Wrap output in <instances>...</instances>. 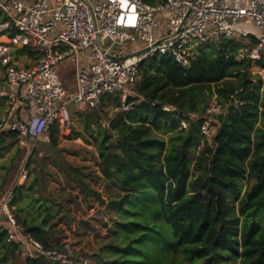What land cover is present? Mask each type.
<instances>
[{"label": "trees", "instance_id": "trees-1", "mask_svg": "<svg viewBox=\"0 0 264 264\" xmlns=\"http://www.w3.org/2000/svg\"><path fill=\"white\" fill-rule=\"evenodd\" d=\"M255 42L253 36L204 42L187 66L154 56L140 65L135 95L102 100L100 111L107 103L121 109L108 125L98 109L82 115L102 177L120 191L101 199L69 165L84 194L95 195L110 214L104 227L112 226L95 255L99 264H264V53L256 63L238 57ZM255 66L263 73H254ZM213 100L225 110L205 137L201 126ZM59 134L54 125L53 146ZM8 139L15 141L16 133H0V156ZM35 187L38 178L14 187L13 212L25 233L60 247L52 237L54 209L62 206L51 202L53 196L36 195ZM7 225L0 227V264H66L43 257L20 261Z\"/></svg>", "mask_w": 264, "mask_h": 264}, {"label": "built area", "instance_id": "built-area-1", "mask_svg": "<svg viewBox=\"0 0 264 264\" xmlns=\"http://www.w3.org/2000/svg\"><path fill=\"white\" fill-rule=\"evenodd\" d=\"M0 13L38 54L29 66L6 69L9 88L3 96L12 106L24 104L33 111L23 118L0 120V133H16L21 147L49 139L54 125L69 127L72 106L82 114L100 108L106 97L126 101L127 91L140 77V65L154 56L187 66L204 42L251 36L256 42L248 43L238 57L256 63L264 53V0H165L157 5L143 0H0ZM66 61L76 68L75 89L70 92L59 73ZM129 109L124 105L123 110ZM224 110L218 101L210 103L201 126L205 137L215 132L213 117ZM188 125L182 122L183 128ZM21 178H27L25 171ZM12 199L10 194L1 201L0 227L8 224L7 239L19 246L23 258L90 264L70 241L49 248L25 233Z\"/></svg>", "mask_w": 264, "mask_h": 264}, {"label": "rangeland", "instance_id": "rangeland-1", "mask_svg": "<svg viewBox=\"0 0 264 264\" xmlns=\"http://www.w3.org/2000/svg\"><path fill=\"white\" fill-rule=\"evenodd\" d=\"M73 67L65 63L59 70L67 92L71 91L76 75ZM253 72L263 73L257 66L253 68ZM127 94L135 95L133 88ZM98 110L97 115L101 117L104 125H108L110 118L121 111L114 103H107L101 111L100 108ZM86 114L95 113L88 111ZM7 145L9 148L0 156V199L14 190L24 171L27 178L22 184L26 181L32 184L38 178L39 187L34 188L39 189L36 195L53 198V204L62 206L54 209L55 223H58L54 233L56 241L59 240L60 244L70 241L79 255L90 260V264H99L95 255L103 245L108 228L112 226L111 223L109 227H104L105 223L110 222V214L95 195L84 194L74 178V173L68 171L69 165L80 171L88 188L100 193L101 199L108 200L109 197L119 195L120 191L102 177L99 170V152L80 117L72 115L70 126L60 131L57 146L51 144L50 138L28 147H21L17 140L8 139ZM68 172L73 176L68 177ZM20 257L21 261L23 257Z\"/></svg>", "mask_w": 264, "mask_h": 264}, {"label": "crops", "instance_id": "crops-1", "mask_svg": "<svg viewBox=\"0 0 264 264\" xmlns=\"http://www.w3.org/2000/svg\"><path fill=\"white\" fill-rule=\"evenodd\" d=\"M38 58V54L36 50L32 47L30 42L27 38L23 37L18 31L11 25L7 17H5L2 13H0V120L3 118H23L31 113L32 109L29 106L24 104H19L17 106H12L9 103L7 97L3 96V92L9 88L7 79H6V69L9 65L15 66H29L33 64ZM88 63V59L84 58ZM22 62L23 64H20ZM69 63L75 68V63L72 61H66L59 66L60 67L65 64ZM76 83V75L74 78V83L72 85L71 91L75 89ZM72 110L74 115H78L81 117L82 115L86 114L88 111H93L94 109H90L84 113H77L76 108L72 106ZM33 112V111H32ZM70 126V125H69ZM60 131L66 128L59 127ZM68 128V127H67ZM24 178H20L17 185H28L29 181H26L25 184H22ZM13 195V189L11 192L7 193L3 198L0 199V206L1 201L7 197L8 195ZM2 221L7 222V216L2 215ZM56 237V235H55ZM54 236L52 238H55Z\"/></svg>", "mask_w": 264, "mask_h": 264}]
</instances>
